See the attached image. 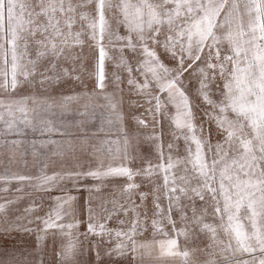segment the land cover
<instances>
[{"label":"snow or ice","instance_id":"obj_1","mask_svg":"<svg viewBox=\"0 0 264 264\" xmlns=\"http://www.w3.org/2000/svg\"><path fill=\"white\" fill-rule=\"evenodd\" d=\"M0 147V264H264V0H0Z\"/></svg>","mask_w":264,"mask_h":264},{"label":"rangeland","instance_id":"obj_2","mask_svg":"<svg viewBox=\"0 0 264 264\" xmlns=\"http://www.w3.org/2000/svg\"><path fill=\"white\" fill-rule=\"evenodd\" d=\"M105 70L109 74V77H111V73L114 71L113 65L110 62L106 63ZM92 71H94L93 64L91 62H86V67H85V71H84L85 78H89V73H91ZM35 91H36L37 94H43V90L40 89L39 87H37L35 89ZM109 91L110 92L112 91L111 83H109ZM94 103L96 105H103V104H105V100L103 99V97H100ZM193 103H196L194 98H193ZM74 107H76V106H74ZM127 107H128V103H127V89H125L124 108L126 109ZM101 108L102 107H98L96 109V113L98 111V114H99V111L101 110ZM69 114L72 115V116H74V114H75L74 119H76V118L80 119V117L77 115V113L75 111H73V113L71 112ZM76 116H78V117H76ZM74 119L72 118L69 121H75ZM99 122H100V120L97 119V118L92 121V125H94V127L92 128V131H95V129L99 127V125H100ZM102 135H103V133H97V135L95 137L91 138L86 145L80 146V149H78L77 154L82 155L84 160L94 159V157H92V155H91L92 149H93V146L101 147V145L99 144V141H101V140H103L105 138L104 136L102 137ZM168 139H169V137L166 136L165 137V143H167ZM132 144L136 148H138V150H139V152L141 154H143V155H147L148 154L150 145L148 143L144 142L142 138H141V142L138 145H136L135 141H133ZM181 144H182V142H181ZM104 147L106 148L107 146H104ZM81 149H86V150L82 151ZM25 159L28 162L26 167L24 166L23 162H20V164L13 163L11 165L12 170H20L22 172H34L35 170L31 166V159L32 158H31L30 153L25 157ZM152 159H153V162L155 163V157L154 156L152 157ZM7 160H8V155L6 154V150H4L2 147H0V168L3 167V163L6 162ZM137 182H139V180H137ZM158 182H160V181L158 180ZM25 191L26 192H31V189L25 188ZM41 195H42L41 193H34L33 194L32 198L36 201L37 204L40 201V196ZM113 195H118V193L114 192L112 186L109 185V187L105 188L104 190L101 191V193H99V199L97 200V203H99L100 200H103V199H106V198H111ZM30 202L31 201H29L26 198L25 200L21 201L19 207L21 209H23L24 207L28 206V204ZM45 207L47 208L48 205L45 204ZM146 235H148L150 237V232L146 233ZM48 242H50V245L48 247H49V251H51V247H52L51 239H49ZM189 247L202 248V247H204V242L202 240H200V239H196V240H194L193 242H191L189 244ZM196 256H200V253L197 252ZM144 259L148 260L149 258L145 257Z\"/></svg>","mask_w":264,"mask_h":264},{"label":"trees","instance_id":"obj_3","mask_svg":"<svg viewBox=\"0 0 264 264\" xmlns=\"http://www.w3.org/2000/svg\"><path fill=\"white\" fill-rule=\"evenodd\" d=\"M105 110L103 109V108H101V110L99 111V114H98V111H97V113H96V116H95V119L97 118V119H99L100 120V122H101V113L102 112H104ZM73 113V112H72ZM71 116V117H70ZM74 116H75V114H74ZM74 116H72V115H70V114H68L66 117H61V119H67V120H70V119H74ZM76 117H78V116H76ZM75 121L76 120H78L77 118L76 119H74ZM99 122V123H100ZM104 136V133H103V135H102V137ZM105 137V136H104ZM29 138L30 139H39L40 137H39V134L38 133H36V134H34V135H31L30 134V136H29ZM114 138V137H113Z\"/></svg>","mask_w":264,"mask_h":264},{"label":"crops","instance_id":"obj_4","mask_svg":"<svg viewBox=\"0 0 264 264\" xmlns=\"http://www.w3.org/2000/svg\"><path fill=\"white\" fill-rule=\"evenodd\" d=\"M50 245V242H48V246ZM47 255H45V259H48V256L51 254V251H49V247L45 249Z\"/></svg>","mask_w":264,"mask_h":264}]
</instances>
